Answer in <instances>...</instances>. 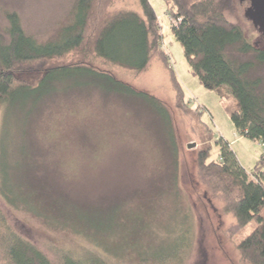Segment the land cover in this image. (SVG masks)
<instances>
[{"label": "trees", "instance_id": "obj_1", "mask_svg": "<svg viewBox=\"0 0 264 264\" xmlns=\"http://www.w3.org/2000/svg\"><path fill=\"white\" fill-rule=\"evenodd\" d=\"M116 1L77 0L71 22L47 42L26 34L18 13H8L9 39L5 42L0 39V199L10 210L26 209L53 228L71 229L93 241L92 246L81 252L59 249L58 264H126V252L131 250L128 244L109 239L120 223L123 206L113 204V200L110 207L101 205V208L88 200L84 204L79 199L66 204L62 202L60 190L38 185L39 189L33 190L43 193L42 198H54L51 209H45L28 187L18 181L14 166L10 165L5 147L11 134L7 128L11 117L19 111L26 116L39 115L50 99L76 90H98L106 98L113 96L126 104L141 103V108L146 107L156 115L159 132L169 143L174 169L171 190L177 201L182 170L171 114L154 94L117 78L110 68L140 76L148 73L159 58L177 93V106L200 122V109L190 108L185 90L171 66L170 55L162 45V27L152 3L136 0L140 10H113ZM164 1L172 34L184 48L192 75L205 89L216 92L226 106L234 99V105L227 107V111L236 131L264 146V75L260 73L264 69V48L251 42L241 21L230 19L232 16L238 19L245 3L244 18L250 21L246 17L250 1ZM74 58L77 60L73 63L67 62ZM198 125L195 131L200 134L202 146L193 161L197 174H190L188 178L191 190L197 194L196 190L202 188V201L208 204L221 201L223 210L233 217L234 223L227 233L232 238L239 237L237 264H264V155L248 172L230 144L221 138L216 142L220 157L210 160L211 145L204 143L203 125ZM14 165L20 164L14 162ZM195 196L189 197L192 200ZM192 201L186 211V230L181 233L182 237L175 235L176 246L138 252L142 264H165L181 261L183 256L189 258L196 238L191 211L196 201ZM252 223L256 224L255 228L243 238ZM0 264L56 263L0 209Z\"/></svg>", "mask_w": 264, "mask_h": 264}, {"label": "rangeland", "instance_id": "obj_2", "mask_svg": "<svg viewBox=\"0 0 264 264\" xmlns=\"http://www.w3.org/2000/svg\"><path fill=\"white\" fill-rule=\"evenodd\" d=\"M76 1L0 0V39L4 42L9 39L7 14L15 12L26 34L42 42L55 39L61 28L71 22ZM149 1L162 27V45L170 55L171 66L185 90L190 108L200 109V122L177 106V93L173 91L169 72L159 58L152 63L148 73L140 76L120 68L110 70L117 78L154 94L171 114L182 170L178 201L171 190V174L174 172L171 150L159 132L156 115L146 107L141 108L139 102L126 104L113 96L106 98L98 90H76L69 95H56L43 106L39 115L26 116L22 111L13 115L7 127L11 134L5 147L8 148L10 165L14 166L18 181L28 187L45 209H51L54 198H42L43 193L33 190L34 187L39 189L38 185L60 190L62 202L66 204L78 202V199L84 204L88 200L101 208V205L110 207L113 200V204L123 206L120 223L109 239L128 244L127 248L131 250L126 252V264H142L138 252L174 248L175 235L182 237L181 233L186 230V211L192 200L196 201V206L192 203L191 207L195 247L189 258L183 256L181 261L165 264H237L240 259L237 250L239 237L232 238L227 233L234 223L233 217L223 210L221 201L213 200L211 204L202 201V188L196 190L197 194L191 190L188 178L190 174H197L193 161L202 146L195 128L198 123L203 125L204 143L211 145L210 160L219 159L216 142L223 138L248 172L264 155L263 143L236 131L227 111V107L234 105V99H230L226 106L216 92L205 89L192 75L184 48L172 34L166 2ZM246 8L244 3L238 19L233 16L230 19L241 21L251 42L264 48V38L252 22L244 18ZM115 9L137 11L140 6L136 0H118ZM74 60L77 59L67 62L73 63ZM96 62L105 67L100 61ZM260 73L264 75V69ZM189 145L194 147L189 148ZM14 162L19 163V167ZM189 196L195 198L191 200ZM0 209L56 264L59 249L71 248L81 252L93 244L84 234L53 228L26 209L10 210L2 199ZM255 226L252 223L242 237H246Z\"/></svg>", "mask_w": 264, "mask_h": 264}, {"label": "water", "instance_id": "obj_3", "mask_svg": "<svg viewBox=\"0 0 264 264\" xmlns=\"http://www.w3.org/2000/svg\"><path fill=\"white\" fill-rule=\"evenodd\" d=\"M245 2L248 0H240ZM251 5L246 13L248 20L253 22L254 28L264 36V0H249ZM194 145H189V148Z\"/></svg>", "mask_w": 264, "mask_h": 264}]
</instances>
